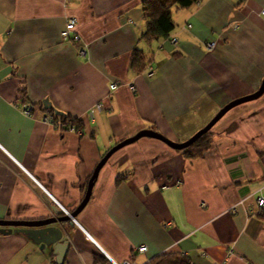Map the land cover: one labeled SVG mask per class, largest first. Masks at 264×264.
Instances as JSON below:
<instances>
[{
  "label": "crops",
  "instance_id": "obj_1",
  "mask_svg": "<svg viewBox=\"0 0 264 264\" xmlns=\"http://www.w3.org/2000/svg\"><path fill=\"white\" fill-rule=\"evenodd\" d=\"M142 2L0 0V221L49 219L44 198L76 211L118 144L142 131L185 143L258 91L264 0H200L152 44L140 40ZM71 20L72 40L62 41ZM136 50L152 59L140 74L131 69ZM50 113L78 120L81 135L46 123ZM211 134L193 158L152 139L113 154L65 225L63 264H150L164 255L264 264V95L229 111ZM12 231L0 234V264H56L51 247Z\"/></svg>",
  "mask_w": 264,
  "mask_h": 264
},
{
  "label": "water",
  "instance_id": "obj_2",
  "mask_svg": "<svg viewBox=\"0 0 264 264\" xmlns=\"http://www.w3.org/2000/svg\"><path fill=\"white\" fill-rule=\"evenodd\" d=\"M264 95V80L261 83L258 91L253 95L248 97H244L241 99H237L230 104L226 105L220 112L208 123V125L194 135L189 141L182 144H177L172 141H169L165 137L161 136L158 133L153 131H142L135 135L134 137L118 144L114 147L97 165L95 168L93 175L90 177L84 198L80 204V206L76 209V211L69 214V216L63 215L60 211L59 207L54 205L50 208L51 219H46L43 221L37 222H6L0 221V234H9L12 233V228L16 229V231L23 232L29 235L36 244H40V249H44L45 247H51L53 254L56 256V264H63L70 249V245L68 243L67 231L65 225L67 223H71L75 221L78 214L82 212V210L86 207L88 202L90 201L92 190L97 180L99 171L105 166L109 158L120 151L121 149L130 146L132 144L137 143L142 139H152L159 141L165 144L172 150L182 152L190 148L193 144H195L203 135H206L208 132L212 130V128L232 109L241 106L243 104H247L253 101L258 100ZM47 107V103L44 104ZM65 238V240H64Z\"/></svg>",
  "mask_w": 264,
  "mask_h": 264
},
{
  "label": "trees",
  "instance_id": "obj_3",
  "mask_svg": "<svg viewBox=\"0 0 264 264\" xmlns=\"http://www.w3.org/2000/svg\"><path fill=\"white\" fill-rule=\"evenodd\" d=\"M200 0H143V20L145 22L144 32L141 35L140 40L146 44H152L159 40H166L170 37L175 29V22L173 20V10L176 12L185 11L198 4ZM150 65H152L151 56L144 55L143 52L138 50L134 51L131 60V69L136 71L138 74L143 73ZM55 121H59L63 127L79 125L78 120H73L69 117H62L53 115ZM210 140L208 134L204 135L188 150L184 151V154L190 158L195 157L196 152L201 155L210 146ZM196 148V149H195ZM120 181L124 177L119 178ZM46 204L51 206V203L44 198ZM262 210V209H261ZM258 217L264 221V210L260 211ZM150 264H191L185 257H175L171 255H164L155 260Z\"/></svg>",
  "mask_w": 264,
  "mask_h": 264
},
{
  "label": "built area",
  "instance_id": "obj_4",
  "mask_svg": "<svg viewBox=\"0 0 264 264\" xmlns=\"http://www.w3.org/2000/svg\"><path fill=\"white\" fill-rule=\"evenodd\" d=\"M260 17L264 20V10L261 11V14H260ZM75 28V21L74 20H71L68 25L66 26V28L63 30V32L61 33V39L62 41H70L72 40V32ZM174 43V41H173ZM214 45H211V47H213ZM149 71V75H151L152 73V70H148ZM114 89V87L112 88ZM33 108L28 104V103H24L23 105H21L20 107V111L22 113L23 116L25 117H30V113H31V110ZM98 109H100V107H98ZM44 121L46 123H49L50 125H54L52 124L53 122V118L52 116L50 115H47L45 118H44ZM258 206L260 208H263L264 207V200L263 199H259L258 200ZM147 251V248L145 246L141 247L138 249V253L139 254H144L145 252ZM124 264H130V263H124Z\"/></svg>",
  "mask_w": 264,
  "mask_h": 264
},
{
  "label": "rangeland",
  "instance_id": "obj_5",
  "mask_svg": "<svg viewBox=\"0 0 264 264\" xmlns=\"http://www.w3.org/2000/svg\"><path fill=\"white\" fill-rule=\"evenodd\" d=\"M263 11V10H262ZM260 14H261V12H260ZM260 14H259V16H260ZM262 19V18H261ZM173 20H174V22H175V24H176V26H180V24H179V21L181 20L180 18H179V16H178V14H177V12H176V10H173ZM263 20V19H262ZM263 22H264V20H263ZM171 43H173V42H171ZM211 45H214L213 47H211ZM215 47V43H213V44H209V45H207V48L209 49V50H211V49H213ZM30 105V104H29ZM31 107H33L32 105H30ZM32 113H33V109L31 110V113H30V116L32 115ZM52 118H53V116H52ZM58 123V124H57ZM219 123V122H218ZM52 124H54V125H51L52 127H54V128H56L57 130H62V131H66V132H69V133H75V134H78V135H81L80 134V132L78 131V129H76L75 127H73V126H67V128H65V127H63V125L59 122V121H55L54 119H53V122H52ZM208 125V124H207ZM206 125V126H207ZM205 126V127H206ZM205 127H203L202 129H204ZM201 129V130H202ZM201 130H199L198 132H200ZM197 132V133H198ZM196 133V134H197ZM196 134H194V135H196ZM208 134V139L210 140L209 142H210V146H211V144H212V134H211V131L210 132H208L207 133ZM193 135V136H194ZM192 136V137H193ZM204 136V135H203ZM202 136V137H203ZM191 137V138H192ZM201 137V138H202ZM190 138V139H191ZM200 138V139H201ZM189 139V140H190ZM189 140H187V141H189ZM186 141V142H187ZM185 142V143H186ZM194 145V144H193ZM189 149V148H188ZM187 149V150H188ZM196 149V148H195ZM186 151V150H185ZM184 152V151H183ZM197 154H195V155H199L200 153H198V152H196ZM264 208V207H263Z\"/></svg>",
  "mask_w": 264,
  "mask_h": 264
},
{
  "label": "flooded vegetation",
  "instance_id": "obj_6",
  "mask_svg": "<svg viewBox=\"0 0 264 264\" xmlns=\"http://www.w3.org/2000/svg\"><path fill=\"white\" fill-rule=\"evenodd\" d=\"M54 205H56V206H58L59 207V209H60V211L63 213V215H65V216H69V214L70 213H68L67 211H64L62 208H60V206L59 205H57V204H55V203H51V206H49L50 208L52 207V206H54ZM49 208V209H50ZM72 213V212H71ZM51 219V218H50ZM72 223H75V221H72Z\"/></svg>",
  "mask_w": 264,
  "mask_h": 264
}]
</instances>
